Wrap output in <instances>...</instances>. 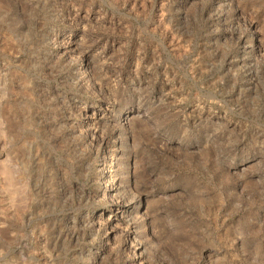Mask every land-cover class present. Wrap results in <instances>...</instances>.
Returning <instances> with one entry per match:
<instances>
[{
    "label": "rangeland",
    "instance_id": "374dc122",
    "mask_svg": "<svg viewBox=\"0 0 264 264\" xmlns=\"http://www.w3.org/2000/svg\"><path fill=\"white\" fill-rule=\"evenodd\" d=\"M0 264H264V0H0Z\"/></svg>",
    "mask_w": 264,
    "mask_h": 264
}]
</instances>
